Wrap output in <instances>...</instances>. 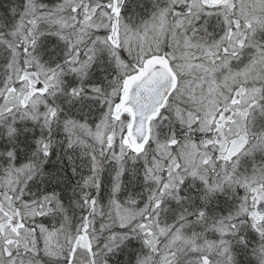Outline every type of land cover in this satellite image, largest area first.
I'll return each mask as SVG.
<instances>
[{
    "label": "snow or ice",
    "instance_id": "snow-or-ice-1",
    "mask_svg": "<svg viewBox=\"0 0 264 264\" xmlns=\"http://www.w3.org/2000/svg\"><path fill=\"white\" fill-rule=\"evenodd\" d=\"M0 7V264H264V0Z\"/></svg>",
    "mask_w": 264,
    "mask_h": 264
},
{
    "label": "trees",
    "instance_id": "trees-1",
    "mask_svg": "<svg viewBox=\"0 0 264 264\" xmlns=\"http://www.w3.org/2000/svg\"><path fill=\"white\" fill-rule=\"evenodd\" d=\"M7 2H8V0H0V6L6 4ZM2 10H3V8L0 7V11H2Z\"/></svg>",
    "mask_w": 264,
    "mask_h": 264
}]
</instances>
